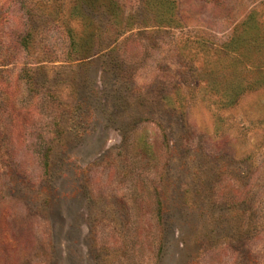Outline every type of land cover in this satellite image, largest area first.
Masks as SVG:
<instances>
[{
	"label": "rangeland",
	"instance_id": "1",
	"mask_svg": "<svg viewBox=\"0 0 264 264\" xmlns=\"http://www.w3.org/2000/svg\"><path fill=\"white\" fill-rule=\"evenodd\" d=\"M0 264H264V0H0Z\"/></svg>",
	"mask_w": 264,
	"mask_h": 264
}]
</instances>
